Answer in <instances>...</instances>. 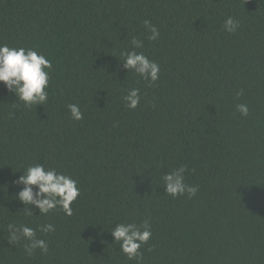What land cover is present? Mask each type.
I'll use <instances>...</instances> for the list:
<instances>
[{
  "label": "trees",
  "instance_id": "trees-1",
  "mask_svg": "<svg viewBox=\"0 0 264 264\" xmlns=\"http://www.w3.org/2000/svg\"><path fill=\"white\" fill-rule=\"evenodd\" d=\"M133 37L160 67L155 83L123 67ZM0 44L52 63L44 105L0 82V264H264V0H0ZM37 163L78 181L71 216H29L15 198ZM180 166L195 196L164 192ZM145 219L151 238L129 260L110 230ZM10 223L53 224L37 230L48 252L11 244Z\"/></svg>",
  "mask_w": 264,
  "mask_h": 264
},
{
  "label": "clouds",
  "instance_id": "clouds-1",
  "mask_svg": "<svg viewBox=\"0 0 264 264\" xmlns=\"http://www.w3.org/2000/svg\"><path fill=\"white\" fill-rule=\"evenodd\" d=\"M145 29L150 32L149 40L155 41L159 38V29L150 20L143 21ZM240 27V22L232 16L225 19L223 29L232 34ZM143 41L133 37L131 39V51H122L123 67L132 70L144 80L155 83L159 79L160 67L150 60L143 52L135 49L142 48ZM52 63L44 54L38 53L35 49L24 47H10L7 44H0V82H3L6 89L15 93L24 107L44 105L48 101V92L45 90L50 81L49 72ZM237 95H242V91ZM16 99V100H17ZM124 101L129 109H135L140 103V91L137 88L128 90L124 96ZM71 118L82 120L83 113L79 105L69 104ZM236 110L242 115L249 113L246 104H237ZM13 113H9L11 118ZM184 166L165 173L163 176L164 192L172 197L182 196L185 193L189 197L195 196L198 187L186 184L184 181ZM14 184L23 187L15 194L24 206H27L26 214L34 216L31 206L39 210L38 215L47 216L49 212L60 208L65 215L73 214L72 203L80 196V189L77 187L78 181L71 176L57 171L55 168H45L43 164H32L23 169L22 174L13 181ZM8 241L15 245L21 240L24 244L25 252L28 255L36 249L41 253L48 252V243L44 239L37 238V230L42 233L55 232V227L51 223L38 226V229L29 227L26 224L10 223L8 225ZM113 241L119 242L120 250L129 260L141 257L140 248L151 238V225L145 219L140 226L135 223H119L110 230Z\"/></svg>",
  "mask_w": 264,
  "mask_h": 264
}]
</instances>
